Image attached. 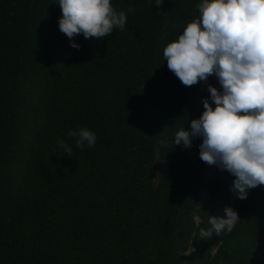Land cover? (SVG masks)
Here are the masks:
<instances>
[{
    "label": "trees",
    "instance_id": "1",
    "mask_svg": "<svg viewBox=\"0 0 264 264\" xmlns=\"http://www.w3.org/2000/svg\"><path fill=\"white\" fill-rule=\"evenodd\" d=\"M58 2L0 0V264H264V185L231 231L200 239L230 205V173L199 158L202 137L174 143L208 84L222 91L215 75L184 86L163 56L202 0H112L125 28L79 48ZM82 127L94 147L68 136Z\"/></svg>",
    "mask_w": 264,
    "mask_h": 264
},
{
    "label": "clouds",
    "instance_id": "2",
    "mask_svg": "<svg viewBox=\"0 0 264 264\" xmlns=\"http://www.w3.org/2000/svg\"><path fill=\"white\" fill-rule=\"evenodd\" d=\"M163 2L155 0V5ZM58 3L59 28L70 39L79 34L100 39L114 28H125L126 12L114 9L112 0ZM198 9L199 17L166 45L164 60L184 86L207 82L215 75L222 91L208 84L210 99L203 100L202 115L191 121L190 130L181 128L174 143L188 148L193 137H202L199 158L229 172L234 177L232 190L243 200L250 189L264 185V0H202ZM71 47L80 45L73 40ZM68 136L81 150L97 141L87 127L70 129ZM59 146L72 156L70 145L61 141ZM224 212L225 216H209L210 227L199 229L200 239L234 228L238 212L230 206Z\"/></svg>",
    "mask_w": 264,
    "mask_h": 264
},
{
    "label": "rangeland",
    "instance_id": "3",
    "mask_svg": "<svg viewBox=\"0 0 264 264\" xmlns=\"http://www.w3.org/2000/svg\"><path fill=\"white\" fill-rule=\"evenodd\" d=\"M77 38H78V35H76L75 37H73V40L77 41ZM155 162H156V167H155V180L157 181L158 179V169L160 167H165L166 165H168V159L165 158V157H162L160 156L158 153H157V156L155 158ZM230 178H231V181H232V185H233V181H234V177L230 174ZM232 185L228 188V196H229V199H230V207H232L234 210H236V204L239 200L236 192H234L232 190ZM207 197V192L205 190H203L202 192V197H201V200H204L206 199ZM224 209L225 207H219L217 209H215L214 213H215V216H225V212H224ZM216 245H217V242L214 243V248L213 250H215L216 248Z\"/></svg>",
    "mask_w": 264,
    "mask_h": 264
}]
</instances>
